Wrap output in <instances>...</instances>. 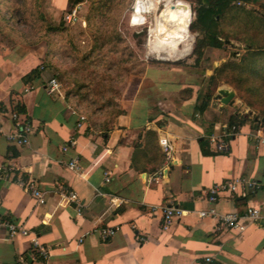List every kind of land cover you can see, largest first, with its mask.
Here are the masks:
<instances>
[{"label": "crops", "instance_id": "obj_1", "mask_svg": "<svg viewBox=\"0 0 264 264\" xmlns=\"http://www.w3.org/2000/svg\"><path fill=\"white\" fill-rule=\"evenodd\" d=\"M21 47L0 41V167L11 170L0 176V218L28 234L8 237L0 231V264H264L261 220L241 232L221 231L215 219L197 214L209 206L203 190L238 176L262 185L222 193L216 209H264V138L254 136L264 123L236 110V93L231 104H223L216 90L198 111L200 81L178 69L147 66L121 90L123 113L100 128L80 120L62 92L49 91L44 71L23 79L41 67V56ZM15 106L33 129L20 146L6 138ZM237 114L251 120L239 124L225 150L216 151L208 136ZM162 137L172 144L167 169ZM71 160L77 169L69 167ZM28 181L43 192V203L25 188ZM61 191H75L78 202L66 201ZM153 204L179 207L183 214L163 229ZM106 227L117 229L103 239L100 230ZM32 238L47 248V259L33 252Z\"/></svg>", "mask_w": 264, "mask_h": 264}, {"label": "rangeland", "instance_id": "obj_2", "mask_svg": "<svg viewBox=\"0 0 264 264\" xmlns=\"http://www.w3.org/2000/svg\"><path fill=\"white\" fill-rule=\"evenodd\" d=\"M154 1L158 3L154 8L134 11V0H0V41L22 45V50L41 56L39 66L46 77H54L60 92L96 127L111 124L121 90L131 76L141 74L147 66L178 69L191 75L200 81L202 94H213L217 88L227 86L236 93V110L260 117L259 105L247 103L254 100L251 94L244 88L240 94L230 82L231 73L224 78L217 75L223 63L240 57L242 39L257 33L253 44H264L260 1L255 0L251 7L232 6L220 18L217 28L228 38V44L199 49L203 34L194 23L199 1L182 0L191 14V39L186 53L171 59L161 57V52L148 45L149 29L154 28L165 4L164 0ZM72 7H77V18L68 23L64 14ZM151 38L155 39L154 35ZM169 44L175 51L183 48L181 43ZM213 74L216 77L210 80Z\"/></svg>", "mask_w": 264, "mask_h": 264}, {"label": "built area", "instance_id": "obj_3", "mask_svg": "<svg viewBox=\"0 0 264 264\" xmlns=\"http://www.w3.org/2000/svg\"><path fill=\"white\" fill-rule=\"evenodd\" d=\"M250 0H231L230 3L235 6L248 7ZM134 11L136 9L133 7ZM77 18V7L70 8L64 14V20L66 22H73ZM48 89L51 92H60V84L54 77H49ZM29 87H25L24 91H28ZM9 118L11 120V129L6 134V138L10 143L15 145H25L29 142V136L32 132V124L27 116L15 108L11 109L9 112ZM80 120L85 119L83 115L80 114ZM217 132H212L208 138L210 142L214 145V149L216 151H223L227 147V140L229 138L234 137L239 133L240 125L233 123H222L218 127H216ZM261 130V128H260ZM259 133V130L255 131L254 136L260 139L264 138V130ZM0 132H2V128L0 126ZM159 144L164 153V157L166 160L164 169H167L168 166L173 162L172 158V144L166 138H159ZM70 143H73L71 140ZM66 146H63L65 149ZM69 167L72 169H77L78 165L76 160H71L69 162ZM163 168L160 171V174H163ZM11 170L9 168L0 167V176L5 177ZM105 180H109V174H106ZM262 183L260 181L254 179H248L243 177H233L228 178L222 182L213 184L212 186L203 190V193L209 203V206L204 209H200L197 211L199 217H211L215 219V229L216 230H234L237 232H241L245 229L247 223H257L258 221H262L264 223V209L259 206L247 205L243 212L239 211H228V212H220L216 209L215 203L217 202L219 196L224 192H236L237 188H247V189H257L261 187ZM25 188L31 191L33 196L36 197L37 201L43 203L45 201L43 192L38 190L35 187V184L32 181H28L25 184ZM62 198L66 199L68 202H78V196L75 191H61ZM151 212L159 211L161 213V227L163 229L168 228L171 223L177 219L181 214H183V210L179 207L175 206H167L164 204H153L150 206ZM116 227L112 228H102L100 230V234L103 239H107L111 237L115 231ZM4 230L8 237H13L15 234L21 233L24 235L28 234V231L22 226L16 224L11 219L8 218H0V231ZM138 240L140 242L144 241L145 238L143 236H139ZM32 250L38 256L43 259L48 258V250L43 244L38 242L37 238L31 239ZM210 258H206V261H209Z\"/></svg>", "mask_w": 264, "mask_h": 264}, {"label": "trees", "instance_id": "obj_4", "mask_svg": "<svg viewBox=\"0 0 264 264\" xmlns=\"http://www.w3.org/2000/svg\"><path fill=\"white\" fill-rule=\"evenodd\" d=\"M199 6L195 11V21L197 26L203 36L199 49L204 46H210L214 48H221L223 45L228 44V38L221 35L220 29H218L219 20L221 17L226 15V12L230 7L234 6L230 3L231 0H198ZM257 33L252 34V36L242 39V53L237 60H232L223 63L217 69V75L223 77L227 73H231L233 78L230 82L233 84L234 88L240 93L243 88L246 92L250 93L252 98L251 101L247 102L249 106H254L258 104L260 107L259 114L264 116V44L254 45L253 42L257 39ZM264 43V41H263ZM198 47V43H197ZM41 69L39 67L33 68L24 76V80L27 81L33 77L39 76ZM216 75H211L210 80L215 79ZM229 82V80H225ZM211 92L207 91L203 95V100L199 105L196 106L198 111H202L210 97ZM241 94V93H240ZM117 110L115 116L123 113V110L116 103ZM15 109L20 111V108L15 106ZM256 116H259L256 114ZM247 117L244 115H231L229 118V124H241L246 121ZM251 120V119H249ZM102 128V127H100Z\"/></svg>", "mask_w": 264, "mask_h": 264}, {"label": "bare ground", "instance_id": "obj_5", "mask_svg": "<svg viewBox=\"0 0 264 264\" xmlns=\"http://www.w3.org/2000/svg\"><path fill=\"white\" fill-rule=\"evenodd\" d=\"M164 8L155 20L154 28H150V37L148 39L149 47L156 48L163 54V58L171 59L173 57L183 56L190 44L191 35L188 31L190 13L187 4L182 0H164ZM154 0H134L133 7L136 11H144L147 8L156 6ZM158 4V3H157ZM153 6V7H152ZM155 37L152 39L151 36ZM156 38H158L156 40ZM158 40L161 42L158 43ZM181 43L183 48L173 50L169 43ZM190 49V48H189Z\"/></svg>", "mask_w": 264, "mask_h": 264}, {"label": "water", "instance_id": "obj_6", "mask_svg": "<svg viewBox=\"0 0 264 264\" xmlns=\"http://www.w3.org/2000/svg\"><path fill=\"white\" fill-rule=\"evenodd\" d=\"M234 94L235 92L231 89L222 88V87L217 89L218 98L223 104H231L233 102ZM254 120L256 122L264 123V116H260V117L254 116Z\"/></svg>", "mask_w": 264, "mask_h": 264}]
</instances>
